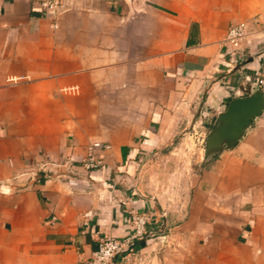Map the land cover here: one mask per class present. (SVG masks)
Masks as SVG:
<instances>
[{"label":"crops","instance_id":"0c3cea01","mask_svg":"<svg viewBox=\"0 0 264 264\" xmlns=\"http://www.w3.org/2000/svg\"><path fill=\"white\" fill-rule=\"evenodd\" d=\"M65 5L54 28L36 0H0V181L45 160L68 176L0 189V264H93L99 241L131 232L132 211L156 237L118 264H264V112L206 159L185 197L165 194L154 173L186 155L178 134L206 137L234 99L221 85L223 38L264 16V0ZM263 64L253 40L244 66ZM93 145L102 166L89 172L80 161Z\"/></svg>","mask_w":264,"mask_h":264},{"label":"built area","instance_id":"2783aa9c","mask_svg":"<svg viewBox=\"0 0 264 264\" xmlns=\"http://www.w3.org/2000/svg\"><path fill=\"white\" fill-rule=\"evenodd\" d=\"M41 10L46 17L52 20V26L56 28V21L58 17L65 11V0H36ZM264 16H255L245 21L230 24L226 34L223 38L225 47V54L228 56L223 65L224 71L222 73V86L226 87L227 92L232 98H243L251 96L257 92L264 96V64L253 73H248L244 64L250 54L251 42L259 40V43H264ZM231 76H235L236 83L232 84ZM226 79V80H225ZM234 79V78H233ZM205 137L202 138V142ZM101 146H90L88 148L87 156L80 165L86 171H93L102 166V159L96 155V151ZM50 166H60L45 160L37 163L33 169L27 172L13 175L5 182L0 181V189H5L6 192H20L31 186L34 182L47 180L51 177L59 180H67L68 176L63 173L54 172ZM67 171L73 174L74 164L68 160L64 163ZM20 177H26V182H18ZM4 191V190H3ZM149 219L137 212L129 213V222L131 224V232L124 238L106 237L99 241L97 250L93 253L91 262L93 264H118L116 262L117 256H124L133 252L136 240H147L156 237L155 233L146 230V225Z\"/></svg>","mask_w":264,"mask_h":264},{"label":"rangeland","instance_id":"374dc122","mask_svg":"<svg viewBox=\"0 0 264 264\" xmlns=\"http://www.w3.org/2000/svg\"><path fill=\"white\" fill-rule=\"evenodd\" d=\"M214 83H217V81L211 80L209 88H211V85ZM205 90L206 89L204 88L201 91L202 95H204ZM196 112L199 114V107L194 109L192 117L193 122H195L196 119H199L198 116H196ZM202 138L204 137L200 132L198 131V134H196L193 129L178 134L174 141L175 144L173 145V148L175 149L177 147V150L175 151L181 153L185 152L186 155L180 154L182 157L176 156L177 159L175 161H162L161 165H158L154 171L156 178H159L161 183L160 187H162L164 193L167 194L169 192L172 196L175 192L176 200L185 197V188L190 186L193 178H199L204 166L208 162H206V159L204 158L205 140L207 136L203 142Z\"/></svg>","mask_w":264,"mask_h":264},{"label":"water","instance_id":"95a60500","mask_svg":"<svg viewBox=\"0 0 264 264\" xmlns=\"http://www.w3.org/2000/svg\"><path fill=\"white\" fill-rule=\"evenodd\" d=\"M264 112V96L257 92L251 96L234 98L226 110L219 114L205 140L204 158L223 150H230L242 139L245 131Z\"/></svg>","mask_w":264,"mask_h":264},{"label":"trees","instance_id":"16d2710c","mask_svg":"<svg viewBox=\"0 0 264 264\" xmlns=\"http://www.w3.org/2000/svg\"><path fill=\"white\" fill-rule=\"evenodd\" d=\"M136 246H137V244H136ZM138 246H139V244H138Z\"/></svg>","mask_w":264,"mask_h":264}]
</instances>
